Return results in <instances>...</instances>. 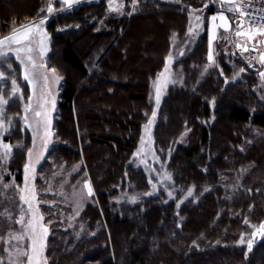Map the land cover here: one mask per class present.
Instances as JSON below:
<instances>
[{
  "label": "trees",
  "instance_id": "trees-1",
  "mask_svg": "<svg viewBox=\"0 0 264 264\" xmlns=\"http://www.w3.org/2000/svg\"><path fill=\"white\" fill-rule=\"evenodd\" d=\"M47 1L23 0L17 6L0 0V35L12 34L21 16L43 15ZM124 1L127 13L131 0ZM194 9L202 29L189 34V11ZM225 9L217 0H137L135 11L119 15L107 14L105 0H75L44 22L50 39L46 63L62 74L52 139L35 176L51 228L47 264H264V236L248 251L245 244L264 220V78L260 67L245 61L246 73L226 81L243 65L227 53L231 47L226 36L218 51L213 48L214 63L208 60V18ZM143 21L151 24L147 49L155 54L147 65L138 57ZM177 47L182 50L174 69L181 70V82L163 99L153 137L156 151L168 158L175 187H192L195 200L177 207L160 191L136 203H117L127 185L130 193L148 191L131 155L151 108L150 80ZM10 64L11 73L4 71L0 84L12 85L15 78L20 99L0 108L8 129L0 128V138L13 145L9 176L22 182L33 146L24 124L29 86L18 64ZM124 66L127 73L117 72ZM85 79L91 81L83 85ZM84 100L99 108L85 106ZM106 101H112L108 107L102 104ZM74 164L68 183L84 176L95 202L71 218L64 198L52 197L49 191L55 188H49L48 180L57 184L56 170L64 175ZM7 228L0 213V234ZM242 238L244 243H238Z\"/></svg>",
  "mask_w": 264,
  "mask_h": 264
},
{
  "label": "rangeland",
  "instance_id": "rangeland-1",
  "mask_svg": "<svg viewBox=\"0 0 264 264\" xmlns=\"http://www.w3.org/2000/svg\"><path fill=\"white\" fill-rule=\"evenodd\" d=\"M9 1H10L8 3L9 5H15L16 4L17 6L23 2V0H9ZM166 1H168V0H166ZM217 1H219L222 6H225L226 9L232 10L233 14H235L237 16L236 18H233L234 16L229 17V18H232V20H235L236 22L242 21V18L240 16V14L238 13V9H234L232 7H229L227 0H217ZM49 2H50V0H48L45 4H42V8L44 9V14L41 15L40 17L35 18V19H29L28 18V20H26L27 19L26 17L21 16L19 18L20 22H18L19 25L14 30L16 32H19L23 29L24 26L29 25L30 22L38 21V20L42 19L44 16L50 17V16H52V15H54V14H56V13L67 8V7L62 8V4L59 2V0H51V2L54 4V7L57 9V11H54L53 13L50 14L47 12V5ZM232 2L234 4H238V2L236 0H232ZM114 3L115 4H121L122 3L123 8L120 11L110 10L109 9V0H105L107 14L130 15L133 12L132 0L128 3V6H129L128 9L129 10L127 11V13H124L125 8H126L125 7L126 4H125L124 0H114ZM57 4H58V6H57ZM189 15H190V21H189L190 24H189L188 30L190 27L193 30H192V32H189V31L188 32H189V34H194L198 31V28H199V31L202 29L200 27V24L197 23V22L200 23V21H197L195 19V17L200 16V14H199L198 10L197 11L191 10V11H189ZM16 21H18V20H16ZM150 25L151 24L149 22L143 21L140 23V27L138 30V33L141 34L140 39L142 42V43H140V46L138 49V57L144 65L148 64V60H147L148 58L151 59V58H154V56H155L154 53L152 54L149 51V49H147L148 45L151 43L150 42L151 40L147 35L149 30H151ZM197 25H199V26L197 27ZM246 28L248 29L247 26H246ZM8 35H10V32L5 33L3 35H0V37H5ZM229 41H230V39H229ZM229 41H228V44L231 47V44L229 43ZM31 45L34 49L32 55L36 61V67L32 68L31 65H29V71L33 75V79L35 81L34 84H30L28 82V80H26L24 78V75H23L24 68H23V66H21L20 62L18 60H16V54L14 52L9 51L7 53V58L0 57V71H2V72L6 71V73H11V69H9L7 67V65L10 64V62L12 60L16 64H18V66L21 70V76L24 79V81L27 82V84L29 86V96L30 95L33 96V100L31 101L32 106H31V108H29V110L26 113L27 118L29 120V124L35 126L36 121L38 119H41V118H38L35 116L36 111L46 110L49 118L51 119V131H53V129H52L53 117H54V113L56 111L58 88H59V84L61 81V75L62 74H61V71L59 68L51 67L46 63V57H47L49 45H50L49 34H48L47 39L45 41L46 51L44 52L43 57H41V55L39 53L38 37H35L31 40ZM251 46H252V43L247 41L246 42L247 51L241 50L240 52H234V50H232V48H231V52H227L229 55H231L233 57L237 56L243 64V65H239V67H237L236 70H238L237 71L238 74L235 75L234 78H232V79H227L226 80L227 82L234 81L236 78H238V76H240L241 73H243V74L246 73V70L242 66H245L246 63L249 65L251 64L248 61L249 55L252 54V51L250 48ZM12 47H17V45L5 44L2 47H0V50H2V48H12ZM121 48H123V45L120 46V49ZM181 50H182L181 47H177L175 50L172 49V51L165 56L162 68L158 71V73L155 75V77H153L150 80L149 97H150L151 103H152L150 105L151 108L145 115L146 118H145V121L142 123V126H141V131L139 134L137 146L131 155V165L133 166V168L141 169V171L143 172V174L146 178V182L148 183V191L143 192V194L139 193V192H137V193L131 192L130 193V192H128L129 186L127 185L125 191H123L115 199V202H117V203H120L122 201H126L127 203H136L141 198L146 197V196H150V195H155L156 193H158L160 191H162L168 199L175 200L177 207L180 206L183 202H185L188 199H193V201L195 200L194 189L192 187H189L192 189V194L188 195L189 188L186 190L179 191L173 183L172 176H171V179H168L167 177L163 176L164 172H168L171 174L170 170L168 169V163H167L168 158H167V156L165 158L162 157L161 154H159L156 151V148L154 145V137H153V130H154L160 109L163 106V99L167 95V92L171 88V86L177 85V84H179V82H181L180 75L178 74V72H181V70L179 68L174 69V61L176 60L175 58L179 56L178 53H180ZM168 57H171V59H168ZM21 58L22 59L24 58V54H21ZM100 59L103 60L104 57L101 55ZM226 61H228V60H226ZM245 61H246V63H245ZM25 63L27 64L28 62L25 60ZM211 63L212 64L214 63V57H213V60L211 61ZM228 64L229 63H227V65ZM254 64L259 67V65L257 63H255V61H254ZM166 65H167V72H165V66ZM241 69H243V71H241ZM107 72H109V70H107ZM117 72L127 73L128 72L127 67H125V66L121 67L120 70ZM161 73H165V75L163 77H161L160 80L158 81L157 78H158L159 74H161ZM232 74H235V73H232ZM45 75L47 76V82H45V79H44ZM3 78H0V79L2 80ZM5 78H6V76H5ZM87 80L91 81V79H85L82 82L83 85L85 84V82ZM158 83L161 85L160 93H159V103H157V84ZM9 84H10V82L8 81V83H6V87L8 89L3 84H0V95H3L8 100H10V99L13 100V98L20 99V96H19L20 93L19 92L15 93V94L11 93L13 86L11 84L10 85ZM111 102L112 101H106V102H103L102 104H104L105 107H108ZM84 104H85V106L89 105V107H91L93 110L99 108V106L96 105L94 102L88 103L87 100H84ZM102 104H99V105L101 106ZM177 110L178 111L183 110V108L179 104H177ZM153 111L156 112L155 117H153V115H152ZM149 120H152V123L150 125H149ZM29 130H30V133H32L31 137L34 139V137H33L34 127H29ZM178 141L181 142V138ZM31 148L33 150V155H32L33 161H36V154L37 153L43 152L42 158L38 162H35V170L33 173L34 179L30 178V184H34V186H35V183L37 184V180H38V176L36 177L37 179L35 178L37 170H38V166L42 162L43 157L47 151V149L43 148L41 132H39V131L37 132V134L35 136V143H33V146ZM212 149H214V148L212 147ZM105 153H106V151L102 150L101 155H104ZM8 160H9V158L4 157V155H3V149H0V195H1V197H0V213L6 217L7 222L9 223V226H10V228L6 229L5 235H4V233L0 234V238H2V239H0V256L3 257L4 264H11L9 253H12L13 258H15L14 253H15L17 247H20V248L27 247V245H28L27 236H25L23 241H17L15 239H12V237L16 233H22L24 231V226H22L19 223V217H21L22 215L24 216L25 224H27V220L30 218V212L28 210L27 204L22 202L19 198L20 197L19 189H15V188L4 189V187H3V185L11 184L13 181L16 185H19L21 188H23V186H24V172H23L22 182H16L13 179V177L9 176L8 168H7V165L9 162ZM27 162H28V154H27V159H26L25 163H27ZM101 164H104V161H102ZM76 168H77V164H74L73 169H71L68 173H65L64 175H60L62 171H61V169L58 168L56 170L57 174H59L58 175L59 180L57 179L58 180L57 184L52 183L51 179L48 180L49 181L48 182L49 188L50 189H53V187L55 188L54 190L49 191V192L54 193V194L51 193L52 197L57 198V196L61 195L62 198H64V202L68 206L69 212H71L69 214V217H71V218L73 216L77 217L79 215L80 211L82 210L83 206L86 203H88L89 201L93 200L92 199L93 191L91 192V194H88L87 186L84 185V181L85 180L89 181V180L85 179L84 176L78 180L74 178V179H72L71 183H68L69 178H71V176H73L75 174ZM6 176H8V177H6ZM153 184L156 185L155 189H153ZM35 189L37 192V198L36 199L39 201V210L43 214V217H44L42 223L47 225V227L49 229L48 235L45 238V249H44V256L47 259L48 255L46 253V246H47L48 236L51 232V228L49 226V218L43 209V205L46 204V202L43 198H41V193L39 194L36 186H35ZM169 192H171L172 194L169 195ZM42 193H46V192H42ZM81 193H83V198H80ZM133 197H136V199H132ZM93 202H95V200H93ZM50 203H51V201H50ZM71 207H72V209H71ZM64 211H65V209L61 210V212H63V213H64ZM262 222H264V220ZM258 229H259V226L255 227L252 230V232L250 233V235L247 236V238L245 240L247 251L251 249L248 247V241L249 240H251L252 245H253L256 241L260 240L264 236V234H261L258 231ZM23 259H26V258H23ZM21 264H23V260H22Z\"/></svg>",
  "mask_w": 264,
  "mask_h": 264
},
{
  "label": "snow or ice",
  "instance_id": "snow-or-ice-1",
  "mask_svg": "<svg viewBox=\"0 0 264 264\" xmlns=\"http://www.w3.org/2000/svg\"><path fill=\"white\" fill-rule=\"evenodd\" d=\"M59 2L62 4L63 7H72L75 3V0H59ZM133 2V11H135V4L137 0H132ZM228 6L232 7L234 9H239L241 6L239 4H234L232 0H227ZM123 8V4H115L114 0H109V9L120 11ZM54 11H57V9L54 7V4L51 2L47 5V12L53 13ZM193 11H196L195 9ZM241 15L243 16L244 13L241 12ZM48 19L47 16H44L42 19L34 22H30L29 25H26L23 27V29L19 32H16L15 30L12 32V34L0 37V47H2L5 44H15L17 47L12 48H2L0 50V57L7 58V53L9 51L14 52L16 54V60H18L24 68V78L28 80L30 84H34L35 81L33 79L32 73L29 71V65H31L32 68L36 67V61L33 58V47L31 45V40L35 37H38V45H39V53L41 57H43L44 52L46 51L45 48V41L47 39L48 33L46 29L44 28V22ZM195 19L197 21L201 20L200 16H196ZM219 19V23H217V20ZM212 20V27L209 32V52H208V60H213V55L211 51V44H212V33L215 32V30L219 28L228 29L230 27V22L225 15L223 11L217 12L211 17ZM199 25H197L198 27ZM241 26H243V22L241 21ZM192 28H189V32H192ZM257 33L264 34V26L257 27L255 31H253L251 28H249L247 31H237L235 35L237 37L239 36H245L248 39H252L256 36ZM236 47L241 48L242 50L247 51V47L244 44L237 43ZM21 54H24V58H21ZM168 59H171V57H168ZM259 59L261 64H264V52L259 53ZM25 60L28 62L25 63ZM7 67L9 69L12 68L11 64H8ZM54 71V70H53ZM243 71V69H241ZM165 72H167V65L165 66ZM165 73H161L158 76V81L161 77H163ZM261 78H264V70L260 72ZM5 77V73L0 71V78ZM45 82H47V76L44 77ZM12 90L11 93L15 94L19 91V86L17 84V81L15 78L12 79ZM160 87L161 85L157 84V103H159V93H160ZM33 100V96L28 97L29 103L25 105V113L31 108V101ZM9 103V100L6 99L3 95H0V108H2L3 105H6ZM0 115H2V112H0ZM153 117H155L156 112L153 111ZM35 116L41 119H38L35 123V126L29 124V120L27 118V115L24 117V124L28 125L29 127H34L33 132V143H35V136L37 132H41V138H42V144L43 148L47 149L49 143L51 142L52 138V131H51V119L48 116V113L46 110L43 111H36ZM11 121H9V124ZM152 123V120H149V125ZM0 128H3L4 131H7V127L4 125V121L0 119ZM19 147V145H17ZM0 149H3V155L4 157L10 156L13 145L11 143H4L2 138H0ZM33 150L32 148L28 149V162L24 164V186L21 188L19 185H16L14 181L11 184H5L3 185L4 189L9 188H15L19 189L20 191V200L27 204L28 210L30 212V218L27 220V224H25L24 216L22 215L19 217V223L24 226V231L22 233H16L12 239H15L17 241H23L25 236L28 238V245L27 247L20 248L17 247L16 251L13 254L9 253V257L11 260V264H21L23 260V264H47V259L44 256V249H45V238L48 235V227L44 223H42L44 217L43 214L39 210V201L37 198V192L35 189L34 184H30V178L34 179V170H35V162H38L42 156L43 152H39L36 154V161L32 160ZM31 170V171H30ZM163 176L167 177L168 179H171V174L168 172H164ZM84 185L87 186L88 194H91L92 188L89 181L85 180ZM156 188V185L153 184V189ZM172 193L169 192V195ZM192 194V189L189 188L188 195ZM80 198H83V193L80 194ZM132 199H136V197H133ZM23 211V210H22ZM247 221V218H245ZM255 227V226H254ZM258 231L261 234H264V222H261L259 225ZM243 236V234H241ZM2 239V238H0ZM195 243V242H193ZM238 243H244L243 238L238 241ZM252 242L251 240L248 241V247L251 248ZM26 258V259H23ZM0 264H4L3 257H0Z\"/></svg>",
  "mask_w": 264,
  "mask_h": 264
},
{
  "label": "crops",
  "instance_id": "crops-1",
  "mask_svg": "<svg viewBox=\"0 0 264 264\" xmlns=\"http://www.w3.org/2000/svg\"><path fill=\"white\" fill-rule=\"evenodd\" d=\"M223 12L225 13L226 16L228 15L227 18L230 22V27L228 29L219 28L215 30V32L212 33V36H213L212 44H211L212 55H213V48L215 51H218L219 49H217V47L219 48V43H220L219 41H221V39L225 36L226 38H230L229 43L231 44V48L232 50H234V52H240L242 50L241 48L236 47L237 43L246 45V42L249 41L254 46V50L256 52V55L254 57L255 63L259 65L260 71L264 70V64H261L260 59H259V53L264 52V34L257 33L256 36L253 37L252 39H248L247 37L243 35L237 37L235 35L237 31H247L248 29L246 28L244 23H243V26H241V22H236L235 20H232V18H229L233 16H234L233 18H236L237 16L235 14H230L224 10ZM214 14L210 15L208 18V27H207L208 36H209L210 29L212 27L211 17ZM217 23H219V19L217 20ZM252 30L255 31L254 29Z\"/></svg>",
  "mask_w": 264,
  "mask_h": 264
},
{
  "label": "built area",
  "instance_id": "built-area-1",
  "mask_svg": "<svg viewBox=\"0 0 264 264\" xmlns=\"http://www.w3.org/2000/svg\"><path fill=\"white\" fill-rule=\"evenodd\" d=\"M237 2L241 6L238 11L240 14L244 13L241 17L248 28L256 29L264 26V0H237ZM255 55L256 52L253 50L248 59L251 64Z\"/></svg>",
  "mask_w": 264,
  "mask_h": 264
},
{
  "label": "water",
  "instance_id": "water-1",
  "mask_svg": "<svg viewBox=\"0 0 264 264\" xmlns=\"http://www.w3.org/2000/svg\"><path fill=\"white\" fill-rule=\"evenodd\" d=\"M228 11V10H227Z\"/></svg>",
  "mask_w": 264,
  "mask_h": 264
}]
</instances>
